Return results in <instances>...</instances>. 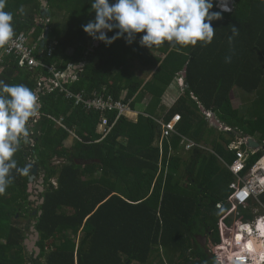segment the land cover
I'll return each mask as SVG.
<instances>
[{"label": "trees", "instance_id": "obj_1", "mask_svg": "<svg viewBox=\"0 0 264 264\" xmlns=\"http://www.w3.org/2000/svg\"><path fill=\"white\" fill-rule=\"evenodd\" d=\"M42 1L7 0L5 10L14 15L15 35L25 33L45 65L69 72L84 64L66 89L84 99L106 93L130 102L132 111L147 104L132 121L76 106L60 90L40 92V118L30 120L14 159L17 169L38 166L44 204L32 214V173L13 169V182L0 195L6 223L0 264H219L207 246L221 243L218 224L230 210L235 176L228 167L236 160L230 146L238 133L264 142V0H235L230 13L214 0L212 11L222 18L213 21L210 44L152 49L140 46L143 33L131 45L121 38L110 46L86 34L82 26L95 17L92 0H47L51 16L45 18ZM233 28L238 34L229 42ZM1 53L0 80L6 83L37 93L41 79L51 77L47 69L20 68L16 56ZM138 65L154 72L149 81L136 74ZM184 73L182 95L167 111L163 98ZM235 90L254 95L245 114L234 107ZM208 112L230 131L214 125ZM176 115V133L161 149L160 122ZM103 118L111 128L106 136L99 132ZM70 131L75 137L68 147ZM183 137L198 146L186 150ZM241 150L252 153L246 145ZM263 155L252 154L249 166ZM33 222L40 234L37 258L25 246Z\"/></svg>", "mask_w": 264, "mask_h": 264}, {"label": "clouds", "instance_id": "obj_2", "mask_svg": "<svg viewBox=\"0 0 264 264\" xmlns=\"http://www.w3.org/2000/svg\"><path fill=\"white\" fill-rule=\"evenodd\" d=\"M6 2L7 0H0V48L6 46L15 36L14 15L5 10ZM90 5L95 17L82 26L83 31L106 46L121 38L131 45L136 41L137 34L141 33L143 35L139 37V44L149 49L165 44L170 47L196 46L198 43L206 45L212 42L215 35L213 21L222 18L221 12L212 11L214 0H112L111 3L110 0H92ZM221 7L222 11H230L226 0H221ZM20 12L23 14L22 8ZM109 32H114V35L109 36ZM237 34V30L233 28L229 42ZM183 75L178 79V85L182 89L186 86H182L179 81L183 78L185 83ZM38 103L39 98L35 91L25 84H9L0 80V195L13 182V169L23 175L31 170V166L17 169L14 156L19 150L22 138L29 135L30 120L38 116ZM214 119L216 118L213 117L211 121L213 124ZM241 136L239 140L248 137ZM249 138L251 137L248 140ZM262 147L263 144H260L259 149ZM243 230L245 234H250L247 227ZM253 239L258 251H264L263 237L254 235ZM212 245L214 244H211L210 251Z\"/></svg>", "mask_w": 264, "mask_h": 264}, {"label": "built area", "instance_id": "obj_3", "mask_svg": "<svg viewBox=\"0 0 264 264\" xmlns=\"http://www.w3.org/2000/svg\"><path fill=\"white\" fill-rule=\"evenodd\" d=\"M217 8L222 11L221 0H215ZM227 7L230 11H222L224 13H230L234 9L235 0H226ZM49 22V21H48ZM1 55H14L18 59L20 68H44L49 71L51 77L42 78L39 82V88L37 96L40 99V92L44 89L48 91L60 90L65 94V97L70 100H74L76 106H81L88 111H96L105 113L106 111H112L118 113V118L125 115L128 116L132 112L130 102L126 103L123 99L116 100L112 95L106 93L97 94L89 99H84L80 94H74L65 88V85L74 82L78 75V66L70 68L69 72H59L55 67L45 65L34 56L35 49L30 46V39L25 33H21L14 38L3 48H0ZM53 53V48L50 47L49 56ZM79 72L82 71L78 69ZM180 84L185 86L183 78L180 80ZM40 101V100H39ZM40 107V102L38 103ZM209 120L212 121L213 115L206 113ZM40 118V113L36 118H33V122H37ZM181 120L180 115H176L170 122H160L163 126L161 140L159 146L163 149L164 139L172 136L176 133V125ZM59 126L64 127L62 120L57 121ZM65 128V127H64ZM111 128L108 127V119L103 118L99 125V132L102 135H107ZM226 130H230L226 128ZM72 137L75 135L71 132ZM182 145L186 147V150H191L198 146L194 141L183 137ZM246 145L249 151L241 150V146ZM231 149L236 150V160L233 165L228 168L234 174L235 180L231 183V195L228 199L230 204V210L220 220L219 228L221 235V243L218 245H212V254L216 256L219 264H264V251L259 252L254 241V235L262 236L264 241V156L252 166H249V159L252 154L262 150L263 147L258 150L251 149L248 146V137L239 140L237 143L231 145ZM55 185L56 182H54ZM222 208V205H218ZM244 212H248L251 219H247L244 216ZM246 219L248 221H246ZM228 220V221H227ZM231 221V224L229 223ZM257 223L258 225H255ZM257 226V227H256ZM250 231L249 235L244 233V228ZM256 229L254 230V228ZM237 235H243L245 237L244 243L239 247V251L232 249V242Z\"/></svg>", "mask_w": 264, "mask_h": 264}, {"label": "water", "instance_id": "obj_4", "mask_svg": "<svg viewBox=\"0 0 264 264\" xmlns=\"http://www.w3.org/2000/svg\"><path fill=\"white\" fill-rule=\"evenodd\" d=\"M41 10L43 11L42 15L44 17H50L51 16V13H50V9L48 8V1L47 0H43L42 1V8ZM49 35H50V29L49 28H46L45 30V34H44V37H43V40L41 42V51L45 48V45H46V42L47 40L49 39ZM99 42L96 44L98 45ZM84 67V64L80 65L77 67V69L74 70V72L78 69H81ZM184 77H186V74L183 75ZM214 124L218 127H220L222 130H226V126L225 125H222L217 119H214L213 120ZM239 136H241L240 133H238ZM242 137V136H241ZM248 146L252 149H259L260 148V143L258 141H256L255 139L253 138H249L248 140ZM39 172V168L38 166H35L33 168H31V173H32V177L30 178V186H29V192L31 193V182L33 180V177L35 174H37ZM43 183H44V180H40L39 181V186L38 188L40 189L41 193L44 192V186H43ZM31 201H37L39 202L38 204L39 205H42L44 204V199H41L40 197H38L37 195H33L29 198ZM42 213H40L41 215ZM36 223L33 222V226L31 227V234L28 235L26 241H25V246L27 248V250L31 253V254H35V258H37L40 254H41V249L40 247L37 245L38 244V241H39V238H40V234L39 232L36 230Z\"/></svg>", "mask_w": 264, "mask_h": 264}, {"label": "crops", "instance_id": "obj_5", "mask_svg": "<svg viewBox=\"0 0 264 264\" xmlns=\"http://www.w3.org/2000/svg\"><path fill=\"white\" fill-rule=\"evenodd\" d=\"M76 71H77L76 73L78 75V70H76ZM153 73H151L149 75V77H147V79H146L147 81H149L152 78ZM182 91H183V89L180 87V85H178L177 82L174 83L169 88V90L167 91V93L165 94V96L163 98V105L166 107L167 111L170 110L175 105V103L178 101L179 97L182 95ZM236 96H239V98L241 99V104L238 108H236L235 105H234V107L236 109H238L241 113L245 114L247 112L246 100L250 99V98L253 99L254 95L253 96L248 95L247 93H245L243 91L235 90L234 93L232 94V101H234L233 99ZM146 104H147V102L144 103L143 105L139 106L136 111H132L130 114H128L127 117L132 121H136L138 119L139 114L143 113V109L146 106ZM233 104H234V102H233ZM30 172H31V170H30ZM244 216L249 220L251 219V217H249V215H248V212H244ZM219 223H220V221H219ZM218 226H219V224H218ZM210 247H211V244H210ZM232 249H233V247H232Z\"/></svg>", "mask_w": 264, "mask_h": 264}, {"label": "rangeland", "instance_id": "obj_6", "mask_svg": "<svg viewBox=\"0 0 264 264\" xmlns=\"http://www.w3.org/2000/svg\"><path fill=\"white\" fill-rule=\"evenodd\" d=\"M42 17L44 18L43 15H42ZM39 21L42 22L41 18L39 19ZM146 71L147 70H145L142 66L138 65V68L136 69V74L138 76L144 78V79H147V77H149L151 72L150 71L146 72ZM177 83H178V81H177ZM233 100H234L233 102H234L235 107L238 108L241 104V99L239 98V96H236ZM254 139L258 141L257 138H254ZM73 140H74L73 137H71L70 140L66 143V146L70 147L73 143L72 142ZM41 178H43V175H41V173H39V172L34 175L33 180L31 182V186H32V188L30 190L31 196L37 195L35 192V189L38 187V183L41 180ZM31 203H33V201ZM20 221L25 223L26 220L21 219ZM5 228H6V223L0 218V231H5ZM30 234H31V232H30ZM202 241L205 242V239H203ZM207 247H210V244Z\"/></svg>", "mask_w": 264, "mask_h": 264}, {"label": "flooded vegetation", "instance_id": "obj_7", "mask_svg": "<svg viewBox=\"0 0 264 264\" xmlns=\"http://www.w3.org/2000/svg\"><path fill=\"white\" fill-rule=\"evenodd\" d=\"M38 186H39V183H38ZM35 192H36V194H37V196L38 197H40L41 196V191H40V189L37 187L36 189H35ZM29 202H30V208L32 209V214L33 215H36L37 214V212H36V209L40 206L38 203L39 202H37V201H33V203H31L32 201L29 199ZM238 236H240V235H237L236 237H235V240L232 242L233 244H235V242H236V238L238 237ZM244 237V236H243ZM39 242V241H38ZM38 245V244H37Z\"/></svg>", "mask_w": 264, "mask_h": 264}, {"label": "bare ground", "instance_id": "obj_8", "mask_svg": "<svg viewBox=\"0 0 264 264\" xmlns=\"http://www.w3.org/2000/svg\"><path fill=\"white\" fill-rule=\"evenodd\" d=\"M244 240H245V237H243V235L238 236L236 238L235 244L232 243L233 249L239 251V247L243 245ZM257 242H258V240H257ZM258 248L260 249L261 247L258 245Z\"/></svg>", "mask_w": 264, "mask_h": 264}]
</instances>
